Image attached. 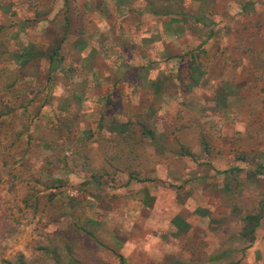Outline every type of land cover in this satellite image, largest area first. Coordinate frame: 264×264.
<instances>
[{"label":"rangeland","instance_id":"374dc122","mask_svg":"<svg viewBox=\"0 0 264 264\" xmlns=\"http://www.w3.org/2000/svg\"><path fill=\"white\" fill-rule=\"evenodd\" d=\"M122 2L0 0V264H264V0Z\"/></svg>","mask_w":264,"mask_h":264},{"label":"crops","instance_id":"0c3cea01","mask_svg":"<svg viewBox=\"0 0 264 264\" xmlns=\"http://www.w3.org/2000/svg\"><path fill=\"white\" fill-rule=\"evenodd\" d=\"M114 1H116L119 7H122L121 3H123L122 1H124L127 4L128 9L130 10V11L117 12V14H122L121 19H125L127 17L132 18V16L135 19L137 16L139 17V15H142L141 19H143V29H144L143 37L145 38L142 43V47H143V51L147 52L149 57L152 56V54L150 53L152 48L151 47L152 42H156L155 44L156 46H158L159 52H160V48L164 50L163 41L152 40L153 36L168 37L170 41L177 40L178 42L177 44H179V46H183L184 39L182 37L185 34V29H184V25L182 24L184 19L190 20L194 18L197 19L201 18L199 15L195 14L196 12L194 11V7H193L194 5L190 4L188 0H167L165 3V6L167 7L164 8L162 7L159 10L155 7L151 8L152 5L151 0H142V5H143L142 8H136L137 3L138 6H140L141 4L138 2V0H114ZM152 16H155L158 20V25H159L158 29L157 28L154 30L152 29L154 27V24L152 23L153 22ZM133 28L135 27L131 26L130 30H132ZM149 29L150 31H148ZM157 42H160V44H162L163 46L161 45L160 47V44ZM157 55H154V57H156ZM144 61L145 58L139 59V62L145 65L146 62L144 63ZM90 74L93 75L92 72H90ZM147 82L151 84L152 81L147 80ZM68 98L71 100H76V96L74 95H70ZM78 98H80L79 99L80 101L81 99H83L82 95H80Z\"/></svg>","mask_w":264,"mask_h":264},{"label":"trees","instance_id":"16d2710c","mask_svg":"<svg viewBox=\"0 0 264 264\" xmlns=\"http://www.w3.org/2000/svg\"><path fill=\"white\" fill-rule=\"evenodd\" d=\"M191 78L193 81L195 80V83H196V81H197L196 78H198V76H195V78L192 76ZM193 81H192V84H194ZM235 169L240 170L238 167H235ZM261 217H262L261 213L246 214L243 217V222L245 221L246 222L245 224H247V226L243 225V229H245V232L243 234L253 236V233H254L256 227L258 226Z\"/></svg>","mask_w":264,"mask_h":264}]
</instances>
